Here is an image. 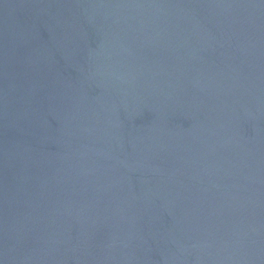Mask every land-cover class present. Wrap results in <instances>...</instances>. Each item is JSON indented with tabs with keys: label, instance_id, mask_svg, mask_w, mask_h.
<instances>
[{
	"label": "water",
	"instance_id": "1",
	"mask_svg": "<svg viewBox=\"0 0 264 264\" xmlns=\"http://www.w3.org/2000/svg\"><path fill=\"white\" fill-rule=\"evenodd\" d=\"M0 264H264V0H0Z\"/></svg>",
	"mask_w": 264,
	"mask_h": 264
}]
</instances>
